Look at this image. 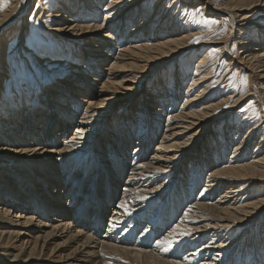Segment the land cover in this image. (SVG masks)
I'll return each instance as SVG.
<instances>
[{"label": "bare ground", "instance_id": "1", "mask_svg": "<svg viewBox=\"0 0 264 264\" xmlns=\"http://www.w3.org/2000/svg\"><path fill=\"white\" fill-rule=\"evenodd\" d=\"M20 1L10 0L9 6L0 11V43L8 41L6 28L13 25V31L16 26V19L13 21L11 16ZM148 1L58 0L54 5L51 17L56 18V22L51 30L78 42L84 57L78 52L74 54L68 77L56 78L54 86L45 89L51 95H47V99L40 98L45 104L43 107L34 110L32 102L27 104L25 101L20 110L7 105L8 118L5 115L1 118L0 125L7 129L6 139H0V155L26 161L31 166L28 164L27 171L20 172L19 167L23 165L15 162L11 169H0V249L6 258L0 264H36L38 261L49 264H228L230 257L232 264L263 262L262 235L253 240L249 248H238V245L243 231L240 226L248 222L247 218L264 213V190L259 184L264 180V155L255 159L256 151L264 144V128L258 131L262 125L258 122L244 136L236 137L242 126L251 125L240 121L226 160L221 152L232 144L226 137L219 146L213 143L203 146L206 149L202 145L199 147L198 138L207 132L210 122L223 116L227 109H222L221 105L229 100L228 93H223L219 95L221 101L207 102L213 96L207 93L211 86L205 84L206 77L212 79L215 76V72L206 68L207 51L194 65L188 60L193 66L192 77L187 81L185 97L178 107L171 108L172 94L168 107L162 103L148 106L152 101L143 98L139 107L144 115L139 113L142 116L136 122V134L131 132L134 124L131 109L126 104L119 106L118 119L113 121L118 126L117 132L111 129V123H107L108 116L114 113L113 108L120 104L118 102L128 99L140 88L143 77L139 74L163 66L168 59L191 46L189 41L194 38V32L201 30L200 26L190 28L192 25L184 22V26L178 25L179 19L177 22L172 13L165 15L169 6L164 9L163 0H154L145 10ZM211 1H201L204 12L211 9L216 14H228L233 21L239 18L238 24L242 28L237 35L241 40L240 49L229 62L249 70L251 80L255 78L259 86L255 93L250 88V93L239 97L229 108L251 95L260 106L264 104V43L255 37L249 40L244 36L251 29L248 26L250 12L256 7H264V0ZM184 2L194 3L193 0ZM40 8L44 9L42 5ZM26 15L25 11L17 17L22 19L19 22L22 28ZM135 22L134 26L127 27ZM200 34L207 37L212 32ZM18 37H21V30ZM222 42L220 49L224 51L226 39L202 40L198 44ZM79 57L81 62L77 61ZM172 77L174 81L178 78L179 84L183 78L181 74ZM132 81L136 82L137 88L130 86ZM57 83L61 84L58 86ZM143 95L164 100L156 94ZM70 114L76 115L75 122ZM164 114L163 129H158V121H148V115L160 118ZM54 115L58 124L56 131L41 129L36 135L38 123L45 118L50 125L49 117ZM20 117L24 119L19 121ZM201 122L204 125L200 128ZM102 126L112 133L106 146H101L100 142L94 144L95 132ZM12 132L19 140L26 138L27 145L18 144L17 148L16 141L7 140ZM134 136L137 141L133 142V151L129 155L125 147ZM215 138L219 140L220 135ZM251 138H259V141L250 154L245 151L254 143L248 144ZM116 140L118 145H112ZM153 141L156 147L149 155L143 149ZM95 145L104 152L98 147L99 150L92 149ZM195 148L200 152L201 162L206 161V153L211 150L213 166L208 169L211 165L202 167L194 162V169L187 178V191H182L174 180L180 177L184 160ZM33 168L31 174L29 169ZM77 169L79 181L72 178V172ZM18 174L22 176L21 183ZM52 177L55 187L48 189L46 185ZM190 185L198 188L195 196L191 194ZM161 195L163 198L158 201ZM52 212L55 216L50 219L48 214ZM146 213H149L148 218ZM38 218L40 221L35 222ZM104 228L105 232L99 234ZM231 232L236 233L224 241L223 237ZM206 235L209 239L204 240Z\"/></svg>", "mask_w": 264, "mask_h": 264}, {"label": "rangeland", "instance_id": "2", "mask_svg": "<svg viewBox=\"0 0 264 264\" xmlns=\"http://www.w3.org/2000/svg\"><path fill=\"white\" fill-rule=\"evenodd\" d=\"M57 1L58 0H41L39 3L37 0H26V3H24V1L23 3H21L20 1L19 7L16 8L15 12L11 16L13 21L16 19L15 20L16 26L14 27L13 31H11V27H13V25L6 28V32H8L7 33L8 41L4 40L5 43L3 42L0 43V69H1L0 70L1 72L0 74V121H1L2 116L4 115L6 118H8L7 112L9 109H7V105L12 108L16 107L17 110H20L21 103L25 101L27 104H30V102H32L31 108H33L34 110L38 109L39 107H43L45 104L44 105L42 104L40 98L47 99L46 98L47 95H51L49 94L48 89L47 90L45 89L47 87L54 86L56 78L58 77L67 78L68 77V73H71L70 69L68 68H72L70 65L72 64V58H75L74 54H77L78 52L82 54L81 55L82 57H84L83 53L81 52L78 42L74 40H67L63 38L62 36L58 35L56 31L51 30L54 28L52 27V25H54L56 22L55 21L56 18H52L51 16L53 14L51 13ZM175 1L176 0H163L164 3L162 6L164 7L166 5L164 9L169 6L165 15L168 14L167 12H169L170 14L172 13V15L174 16L173 18H175L177 22L179 19L178 25L180 24V26H184V23L190 24L192 25L190 26V28H193V27L195 28L196 26L197 27L200 26L202 31L201 30L195 31L194 38H192L189 41L191 46H189L188 48L182 49L180 52H178L175 55L174 58L170 60L168 59L164 63L163 66H159L158 68H155L154 70L152 69L149 72H144V73L139 74L140 76L143 77L140 88H137V85H135L136 82L132 81L130 83V86H133L137 89L135 90L132 96L128 97V99L118 102L120 104L113 108L114 113L108 116L109 118L107 120V123H111L110 125L113 126L111 127V129L117 132L118 126L116 127L113 124V121L118 119L119 106L121 104H126L127 107L131 109V118L134 124L131 127V132L132 134H136L138 130L137 123H136L137 120H139L138 117L142 116L141 114L144 115L143 111L141 112V109L139 107L141 104V100L143 98L146 100L149 99L152 101V103H149L148 106H156V104L162 103L164 104V106L168 107L167 102L169 99H171L170 96L172 94V96H174V102L171 108L178 107L183 97H185L184 93H185L186 87L188 86L187 81L190 80L192 77L191 72L193 70L192 69L193 66L192 67L190 66L191 65L190 62L192 61V65L196 64L197 59L199 57H202V54L204 55L205 51H207L205 53V55L207 56L206 68H208V70H212L213 72H215V76H213L212 79H210V76L206 77L208 81H206L205 84L211 86L208 89L209 92L207 93L213 96L212 98L207 100V102L221 101L222 97H220L219 95L223 93H228L227 98H229V100H227L224 104L221 105L222 109L223 108L227 109L226 112L223 114L221 118H217L213 122L209 123L207 132H204L203 135L198 138V140L200 141L198 145L199 147L201 145L203 147V146H206L207 144L209 146H212L213 143H216L219 146V144L222 142V140L225 137L228 138L230 142H232V144L228 146V149L224 151V153L221 152L222 158L226 160L228 159L232 151L231 146L233 145L232 139L235 136L234 131L237 129V124L240 121H241L240 123L244 122V124H247L248 122V123H251V125L242 126L239 131V134L236 137L240 135L244 136L245 132L249 128L254 127L256 123L258 122H259L258 125L262 124L258 128V131L262 130V127L264 128V104L259 106V104L252 97L254 95H251L248 98L245 97L242 102H239L234 107L229 108L231 105L234 104V102L239 97H241L247 92L250 93L251 89H252V93H255V91H257L259 87L258 84L256 85L257 81L255 80V78H253L254 81L251 80L252 74L249 70L247 69L245 70L242 65L240 66L238 65L239 66L238 67L237 64H235V62H233L232 64H230L231 62H229V60L231 59V56L236 55L240 49L239 45L241 43V40L239 41V39L237 38V35H238V31L241 30L242 28L238 24L239 18H235L233 21L232 18L228 16V14L226 13L216 14L211 9H210V12L209 11L204 12V9L201 6L202 0H193L194 3L192 2V4L190 2H184L185 0H181L180 2L176 1L177 3ZM215 2L228 3L229 1L227 0H214V1L212 0L211 1V3H215ZM50 3L52 4L50 5ZM149 3L150 5H153L154 0H149L147 2L145 10L147 6L149 5ZM9 4H10V0H0V11L5 10L9 6ZM177 4L179 6H177ZM41 5L44 9L40 8ZM22 7H24L23 10H22ZM179 7L181 8V10ZM84 8H86L87 10L89 9L88 7H84ZM138 9L140 10L139 11V15H140L141 7H139ZM21 10L22 12L20 13ZM177 10L180 12L178 13ZM25 11L27 12V15H26V18H24L23 20L24 28H22L21 27L22 23H19L21 22L22 19L17 18V17L22 15ZM177 13H178V16H177ZM250 14H252V16L250 17V20H248L250 21L248 26H251V29L249 30V33L246 36H244V38L250 40L255 37L257 41L261 40L264 43V7L263 6L256 7L254 8V10L250 12ZM101 18L102 16L99 18V20ZM136 23L137 22L133 24L131 23L127 27L134 26ZM20 30H21V37L19 38L18 34ZM119 30H121V28H119L118 31ZM215 30H218V31H215ZM202 32H207V33L212 32V34H209V36L207 37H203L204 35L200 34ZM197 37L199 39H197ZM225 39H226V44L224 45V51L220 49V47L223 45V42L219 44H215V43L201 44V45L198 44L202 40L204 41L206 40L208 42V41H222V40L224 41ZM191 41H194V42H191ZM254 49H257V47H254ZM66 56L68 59L66 58ZM58 61L62 62L63 64L58 63ZM77 61L81 62V57H79ZM232 61L234 60L232 59ZM185 67L186 69L184 70ZM98 71L103 72V70L102 71L98 70ZM174 74H178V75L181 74L183 76L180 84L178 83V78L175 79V81L173 80L172 76ZM57 84L59 86L61 83H57ZM161 84H163V86L162 88H159ZM172 86H174L173 87L174 91H172L171 93L170 91H171ZM86 88H89V86H87ZM143 93L151 94V95L156 94L155 96H158V97L163 96L164 100L162 99L160 101L157 99H152L151 97H146L145 95H143ZM79 95L85 96V94H79ZM241 108H243L244 111H241L240 110ZM68 111H71V110H68ZM140 112L141 114H139ZM145 113L147 112L145 111ZM72 116L75 122L77 119L76 115L74 114ZM148 116H149L148 121H158L160 124L158 129L159 128L163 129L164 124H165L164 121L166 118V114H164L160 118L159 117L152 118L150 115ZM49 118L51 121L50 125L47 124V122L45 121L46 120L45 118L43 119V122L38 123L37 129L34 131L36 135L39 131H41V129L46 130V128L50 129L49 132L56 131L55 125H58V124L55 123L54 119L57 117L54 115ZM22 119H24V117H20L19 121H21ZM143 119L141 120V123L143 122ZM132 121L130 123H132ZM203 122L199 124L200 128L204 125ZM5 127H6L5 125L4 126L0 125V139L1 138L6 139L4 137V134L7 128ZM200 128H197L199 129V132L201 130ZM108 131H110V129L105 130L103 126L100 127L98 131L95 132V134L97 135V138L94 144H96L97 142H100L101 146H106L108 139L110 141V138H111L110 136H112V133H109ZM140 131H142V127ZM46 132L48 133V131ZM158 132L159 130L157 131V133ZM160 132H162V130H160ZM218 134L220 135L219 140L215 138V136L217 137ZM8 136L9 138H7V140L14 141V142L16 141L15 144L17 148L19 147L18 144L22 146L27 145L26 138H24L25 140H19L15 138L17 136L16 133H13V132L11 134L9 133ZM254 138H256V136H254ZM131 140H132L131 143L125 147V149H127V151L129 152V155H130V152L133 151L132 150L134 146L133 142L137 141V139L134 136ZM258 141H259V138H257L256 140L251 138L248 144L250 142L252 143L254 142V143L250 145V147L245 152L251 154L252 150L256 147ZM116 142L117 140L112 142V145L114 146L118 145ZM261 146L262 147L259 150H257L255 153L256 155L255 159H258L259 156L264 155V144L262 143ZM97 147L100 148L99 146L95 145L94 147H92V149L99 150ZM155 147H156L155 141H153V142H150L149 144H146L143 150L146 151V153L150 155L153 151L152 149ZM197 148L193 150L192 152L193 154H191L189 157H187L184 160V164H183L184 167L180 171V177L177 180H174V184L176 186L180 185L181 187L180 189L182 191H187L186 189V186H188L186 184L187 178L189 177L190 170L194 169L193 168V166L195 165L194 162L200 163V166L202 167L207 166V164L211 165V166H207L208 169L209 168L211 169V167L213 166L214 160L212 157L214 156L213 154L210 153L211 150L209 153H206V155L207 154L208 155L205 157L206 161L205 159H203V162H205L203 163L199 159L200 152L197 150ZM203 148L206 149V147H203ZM100 151L104 152V150L102 149ZM213 152L214 150L212 151V153ZM15 162L22 163L23 166L19 167L20 172L27 171V169L29 168L28 167L29 163L27 164L26 161L25 162L16 161L14 159H10L9 157L5 158V155L3 156L0 155V169L1 167L2 168L8 167L11 169L12 167L11 165H14ZM100 167L103 168L102 166ZM34 169L35 168L29 169L31 174L34 173ZM78 170L79 169H77L75 172H72V178H76V180L79 181L80 175H79ZM54 173H57V172H54ZM78 175L79 177H76ZM17 177L19 179V182L21 183L22 176L18 174ZM84 178L86 177H83V179ZM123 178L124 179L126 178V173L124 174ZM52 180H55V179L53 177L48 179V181L50 182L48 185H46L48 189L55 187L54 183H52ZM13 182L15 183L14 184L15 186L16 185L15 178L12 179V183ZM203 184H204V180H202V185ZM259 184L261 186L260 189L264 190V180H262ZM10 187H13V186L10 185ZM189 187L191 188L190 191H191L192 196L193 195L195 196L198 191V188L194 189L192 188V185H190ZM57 188H59V186ZM16 189L19 190L18 187ZM34 190H36V188ZM42 190L43 188L41 189V191ZM11 191L14 192L13 189H11ZM41 191L39 192V194H42ZM46 193H47V190H46ZM30 195L33 197L32 193H30ZM48 196L50 195L48 194ZM161 198H163V195L160 196V199L158 201H160ZM12 206L16 207V205H13V204ZM148 214L149 213H146V218H148ZM261 214L260 216L253 217L252 219L247 218L246 220L248 222L240 226L241 228H243L242 229L243 231L241 232L239 236L240 243L238 245V248L240 247H242L243 249L249 248L250 243L253 240H257L260 237V235L264 237V213H261ZM54 216L55 214L53 212L48 214V217L50 219L53 218ZM40 218L36 219L35 222H37V220L40 221ZM70 226L72 227L73 225L71 224ZM101 232H105V228L100 230L99 234ZM236 232H231L225 235L223 237L224 241L230 238L231 236H233ZM207 237H209V235H206L204 240L209 239ZM243 240H244V243H242ZM1 251L2 249H0V263L6 260V258L3 256L4 254H2ZM262 254L264 255V253ZM232 262L233 261H231V257H230L227 260V263L232 264ZM36 264H49V263L45 261H38L36 262ZM261 264H264V260Z\"/></svg>", "mask_w": 264, "mask_h": 264}, {"label": "snow or ice", "instance_id": "3", "mask_svg": "<svg viewBox=\"0 0 264 264\" xmlns=\"http://www.w3.org/2000/svg\"><path fill=\"white\" fill-rule=\"evenodd\" d=\"M21 3H23V0H21ZM197 39H199V38H197ZM191 42H194V41H191ZM241 111H244V109L243 108H241L240 109ZM79 131V130H78ZM169 241H163V243H168ZM158 243H162V242H158Z\"/></svg>", "mask_w": 264, "mask_h": 264}]
</instances>
